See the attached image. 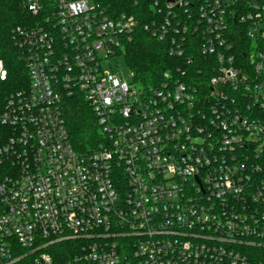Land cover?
Returning a JSON list of instances; mask_svg holds the SVG:
<instances>
[{"label": "built area", "instance_id": "2783aa9c", "mask_svg": "<svg viewBox=\"0 0 264 264\" xmlns=\"http://www.w3.org/2000/svg\"><path fill=\"white\" fill-rule=\"evenodd\" d=\"M21 1L35 21L12 30L28 83L0 113V264H264V0H148L144 29L179 61L155 84L102 68L135 15ZM78 95L99 135L85 153L63 118Z\"/></svg>", "mask_w": 264, "mask_h": 264}, {"label": "trees", "instance_id": "16d2710c", "mask_svg": "<svg viewBox=\"0 0 264 264\" xmlns=\"http://www.w3.org/2000/svg\"><path fill=\"white\" fill-rule=\"evenodd\" d=\"M99 1L110 12L133 14L138 20V27L122 49L125 64L138 83L152 84L153 80L157 83L165 72L175 73L178 59L169 56L165 42L157 41L144 29L145 25L160 18L152 14L148 0ZM31 21H35V18L29 16L21 0H0V23H5L4 32L8 35L7 39L0 40V59L7 69L6 80L0 81V113L10 94L27 87V71L22 52L12 40V30L17 26L24 27ZM63 118L75 150L81 153L91 150L99 140V135L95 118L81 95L64 101ZM7 136V130L0 127V146Z\"/></svg>", "mask_w": 264, "mask_h": 264}, {"label": "rangeland", "instance_id": "374dc122", "mask_svg": "<svg viewBox=\"0 0 264 264\" xmlns=\"http://www.w3.org/2000/svg\"><path fill=\"white\" fill-rule=\"evenodd\" d=\"M0 24H1L0 25V40L7 39L8 35H6V33L4 32V26H6V25L4 22H1ZM101 64H102V68L105 71H110V70L121 71L125 76H127L129 74V70L125 64L124 58L121 56L118 58H111L108 60H104V61H102ZM155 82L156 81L153 80V83H155Z\"/></svg>", "mask_w": 264, "mask_h": 264}]
</instances>
